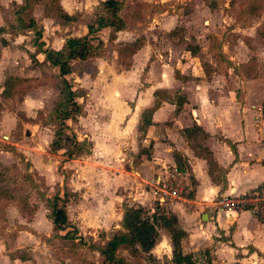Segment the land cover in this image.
<instances>
[{
    "label": "crops",
    "instance_id": "0c3cea01",
    "mask_svg": "<svg viewBox=\"0 0 264 264\" xmlns=\"http://www.w3.org/2000/svg\"><path fill=\"white\" fill-rule=\"evenodd\" d=\"M24 34L31 38L29 31L11 36ZM65 38L53 49L42 35L45 47L53 50ZM153 49L151 54L143 41L126 60L127 68H120L105 87L99 85L98 72L87 89L73 80L84 92L77 126L90 148L89 154L65 163L73 170L66 187L77 194L75 202L66 204L65 210L75 213L70 218L66 212L68 221L80 231L100 222L105 233L100 236L109 239L119 230L125 205L140 207L147 215L160 211L149 187L165 166L175 165L187 173L185 198L162 211L173 215L184 233L182 253L197 264L206 259L211 264H264V220L247 211L216 212L215 206L222 197L264 184V93L254 80L245 82L233 74L234 87L227 82L229 75H206L195 56L187 52L180 59L175 45L168 53ZM36 56L43 62L42 55ZM115 63L121 67L116 52ZM154 91H159L156 96ZM149 255L172 264L169 236L161 228Z\"/></svg>",
    "mask_w": 264,
    "mask_h": 264
},
{
    "label": "rangeland",
    "instance_id": "374dc122",
    "mask_svg": "<svg viewBox=\"0 0 264 264\" xmlns=\"http://www.w3.org/2000/svg\"><path fill=\"white\" fill-rule=\"evenodd\" d=\"M122 2L121 14L136 27L135 30L120 33L115 41L105 43L89 62H75L70 77L77 85L90 88L93 74L97 72L99 85H110L114 74L127 66L128 58L122 61L121 67L116 65L117 46L142 39L151 47V54H154L153 47L162 54L175 45L176 55L184 59L188 54L185 50L194 49L196 61L201 63L206 75L216 72L221 76L237 75L245 82L254 80L258 83L256 88L264 93V0ZM95 4L96 0H60L62 9L76 17L73 23L52 19L44 1L30 4L22 17L34 15L36 24L42 27L45 44L55 49L65 36L80 37L86 32L83 23L93 12L99 11L94 8ZM20 6H23V0H0V29L3 30L0 40L5 41L0 46V68H3L0 86L4 80L14 83L11 97L0 96V187L7 192L0 199V264H100L97 254L90 248L101 243L100 234L105 236L99 229L100 222L87 231H80L75 223H71L76 229V237L81 239L82 245H77L76 240L53 236L46 220L48 211L40 194L45 197L61 195L63 179L68 180L69 173L73 172L65 163L89 154L90 145L86 142L83 147L87 154L72 159L67 158L63 149L49 150L55 128H44L40 121L57 95L55 72L34 55L28 34L11 36L10 28L16 26L13 13ZM23 78L27 84L19 83ZM227 82L234 87L238 83L233 77ZM77 121L72 129L80 141L84 132L77 126ZM66 191L69 194L67 203L75 202L77 194L69 189ZM68 209L65 211L71 218L75 213ZM111 229L112 226L106 230L108 237L112 234ZM58 235L62 236L64 232ZM118 254L131 264L168 263L163 257L152 262L145 254L138 259L130 258L124 252ZM21 256L26 260L20 262Z\"/></svg>",
    "mask_w": 264,
    "mask_h": 264
},
{
    "label": "trees",
    "instance_id": "16d2710c",
    "mask_svg": "<svg viewBox=\"0 0 264 264\" xmlns=\"http://www.w3.org/2000/svg\"><path fill=\"white\" fill-rule=\"evenodd\" d=\"M41 1L45 2V9H48L46 12L49 13L52 19L64 22L76 21V17L67 15L61 9L59 0H23V6L17 7L13 13L16 26L11 27L10 31L12 34L31 32L30 43L34 48V55H42L43 63L48 64L55 72L54 80L57 95L51 108L47 111L48 113L40 121L43 127L54 126L55 128L53 129L49 150L58 152L63 149L62 151L67 158H77L80 155L87 154L88 151L83 148L86 141L83 139L79 141L72 129L77 118L83 115V106L79 100L84 96V92L71 80L72 65L75 62L85 61L93 57L95 51L104 47L105 43H111L115 40V33L134 28V25L128 23L121 14L122 0H99L94 6L99 11H92V16L85 24L83 23L86 32L80 37L65 38L59 49L53 50L45 47L42 41V29L36 24L34 18L31 15L26 19L22 17L27 12V7L30 4L35 5ZM0 33H3L2 29H0ZM142 43L141 39L134 40L131 43L119 44L115 49L119 64H123V60L129 59L138 51ZM4 44L5 41L0 40V46ZM185 51L190 56H195L196 50L186 49ZM26 82V78L19 80V83L27 84ZM13 86L14 83L4 80L0 86V96L4 99L11 97ZM158 92L154 91L153 95L156 96ZM1 184L2 177L0 175V186ZM62 184L61 195L54 194L51 197H45L40 194L48 211L47 218L51 223L53 236H58L61 240H76L77 245H82L80 237H76V229L71 227V223L66 216L65 206L69 194L66 191L67 187L64 179ZM4 194H7V192L4 193V189L0 187V199L4 197ZM155 207L156 209L158 207L156 203ZM162 210H155L151 215H147L140 207L125 205L119 223V230L115 231L107 240L101 235V243L90 247L97 254L100 264H131L127 258L119 255V252H124L132 259H138L145 254L153 262L149 252L157 239L158 228L163 229L169 236L172 264H197L190 254H183L181 251L180 240L184 237V233L177 227L175 217L171 214L165 215V211ZM59 232H64V235H58ZM18 260L22 262L26 259L21 256ZM206 264H211L208 259H206Z\"/></svg>",
    "mask_w": 264,
    "mask_h": 264
},
{
    "label": "built area",
    "instance_id": "2783aa9c",
    "mask_svg": "<svg viewBox=\"0 0 264 264\" xmlns=\"http://www.w3.org/2000/svg\"><path fill=\"white\" fill-rule=\"evenodd\" d=\"M187 173L175 165L165 166L151 183L149 193L160 209L169 208L185 198ZM216 212L230 214L250 212L264 220V184L249 189L235 197H222L216 204Z\"/></svg>",
    "mask_w": 264,
    "mask_h": 264
}]
</instances>
